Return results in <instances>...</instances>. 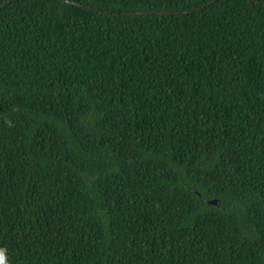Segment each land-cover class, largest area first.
I'll return each mask as SVG.
<instances>
[{"label": "trees", "instance_id": "trees-1", "mask_svg": "<svg viewBox=\"0 0 264 264\" xmlns=\"http://www.w3.org/2000/svg\"><path fill=\"white\" fill-rule=\"evenodd\" d=\"M7 1V264H264V0Z\"/></svg>", "mask_w": 264, "mask_h": 264}, {"label": "water", "instance_id": "water-1", "mask_svg": "<svg viewBox=\"0 0 264 264\" xmlns=\"http://www.w3.org/2000/svg\"><path fill=\"white\" fill-rule=\"evenodd\" d=\"M9 3V1H7L6 3H4L1 7H0V9L2 8V7H4L6 4H8ZM88 9H93V8H91V7H87ZM94 10H97V9H94ZM152 13H154V12H152V11H150V12H139V13H135V14H152ZM174 13H184V14H186V13H188V12H180V11H175ZM209 204H215L216 203V201L215 200H212V201H209L208 202Z\"/></svg>", "mask_w": 264, "mask_h": 264}, {"label": "clouds", "instance_id": "clouds-1", "mask_svg": "<svg viewBox=\"0 0 264 264\" xmlns=\"http://www.w3.org/2000/svg\"><path fill=\"white\" fill-rule=\"evenodd\" d=\"M0 264H7L6 249L0 248Z\"/></svg>", "mask_w": 264, "mask_h": 264}]
</instances>
